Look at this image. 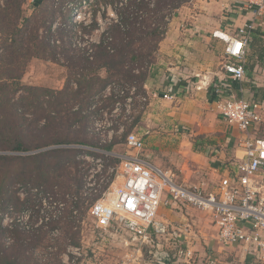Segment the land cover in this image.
<instances>
[{"label": "crops", "instance_id": "1", "mask_svg": "<svg viewBox=\"0 0 264 264\" xmlns=\"http://www.w3.org/2000/svg\"><path fill=\"white\" fill-rule=\"evenodd\" d=\"M245 5L241 0H191L183 4L168 21L165 36L158 44L157 64L145 85L150 117L144 122L160 130H153L145 137L146 146L139 154L163 168L164 157L175 162V152L186 153V159L176 165L184 173L203 175V182L208 186L202 188L207 191L217 190L230 169L231 174L236 170V164L245 156L243 141L247 134L264 139V4L250 9ZM230 8L232 12H228ZM251 20L255 28L247 47V76L231 81L238 98L252 99L260 105V120L245 133L221 118L208 83L218 79L222 71L221 54L226 48V43L213 32L222 30L234 34L239 26ZM180 81L187 83L177 85ZM170 88L178 89L175 101L162 97ZM166 105L171 109L163 110ZM187 132L194 138L188 143ZM185 144L191 150L185 149ZM192 207L169 201L159 207L157 215L158 220L183 231L181 246L192 251V256L184 260H190V264H255L253 246L223 244L218 239L213 217ZM176 241L172 236L155 238L152 249L159 255L169 254L171 260H179ZM150 258L144 260H153Z\"/></svg>", "mask_w": 264, "mask_h": 264}, {"label": "rangeland", "instance_id": "2", "mask_svg": "<svg viewBox=\"0 0 264 264\" xmlns=\"http://www.w3.org/2000/svg\"><path fill=\"white\" fill-rule=\"evenodd\" d=\"M241 1L245 2L247 4L245 6H248V8L253 6V3L250 0ZM33 2L34 0H28L24 5V11L26 14H31L34 11ZM104 2V0H100V3L96 4L94 0H82V4L78 5V9L75 10V15H73V22L75 21L77 23V29L82 30V32L80 33L78 31L77 36L70 39L66 37L62 40L58 55L60 59L58 62L36 57L32 58L25 73L21 77V82L32 85L39 84V86H47L55 89L64 88L70 74L68 66L73 65L74 67L72 70L76 71L78 66L82 67L84 64V54L82 53L83 51L79 49L81 47L92 46L95 51H98L97 46L100 43L101 35L110 28L109 25L115 20V18H118L117 10L109 5L106 6ZM227 3H229V1H227ZM236 3H238V1ZM228 12H232L231 8ZM165 13H167V11H165ZM63 17L66 16L63 14L59 15L60 19ZM81 22L83 26L81 25L80 27ZM153 26L154 24L150 25V28ZM148 30L149 27L147 24H144L141 31H139L135 37L138 39L145 37V31ZM108 31H110L111 35L114 34L113 30ZM1 42L2 40L0 37V43ZM140 44L144 48L142 49L144 53H152L148 59L139 61L135 64L136 69L133 71L134 74H139L142 71L150 72L157 64L158 49L156 52L153 51L154 42L151 41V43L147 44L137 43V48H140ZM221 55L220 66L222 67L226 56L225 53ZM97 73L102 77L108 75L105 68H100ZM201 77L203 78V75H201ZM99 81L100 80H97V82ZM139 85L140 84L137 80L129 81L126 78H113L109 80V86L113 88L112 91L115 94L113 99L109 98L111 95L109 91L110 89H105L104 92L107 95H104L103 98H98L91 106L88 105L86 97H81V100L73 105L71 108V114H75L74 116L76 119H67L65 121V126L62 128L68 143H63L61 144L63 146L60 147L77 148L84 150L86 153H84V156L80 155L75 157L77 162L66 165L63 164L59 168H56L57 170L53 171V173H49V176H53L51 177L52 182L42 185V187L47 188L48 192L53 196L59 200L67 202L66 214L63 219L64 221L58 223L52 221L50 225H48L52 228V226L57 224L56 226L59 228L60 233L54 235L53 232L50 231L37 232L35 229L30 230L29 228H25V226L22 227L20 223H17L13 227L10 226V224L7 225L5 223L4 216L7 213L13 214L15 212L19 213L23 211L20 208L24 207L28 200L26 203L22 202L27 199V196L34 195L32 190H34L33 188H36L34 186L35 183L31 179L28 181L25 179L22 184L13 185L12 189L17 190V195L20 197L21 202H11L8 210L0 208V223L4 230L0 234V260L4 261L0 264H116L129 257L140 260L141 264H150L152 260L144 259L151 257L150 259L155 260L153 254L150 253V248L154 251L152 246L150 247V245L148 246L146 243L141 244L139 241L134 240L132 234L121 226L114 224L111 227L102 228L97 225L88 208L90 207V200L96 196L94 193H92L93 195L89 197L88 201H84L80 206V218L72 217L75 222L69 219L71 205L75 200V197H84L82 191L85 190L90 170L94 167L92 159L87 158L86 154H88V151L96 153H89L90 155L88 156L90 157H102L103 164L106 166L109 164L120 163V157L115 154L137 153L136 150L130 149L125 142L126 138L124 137V133L127 129L130 132H136L139 130L138 127H142L139 132L143 135L144 140L147 135L153 133V130H160V127L153 125L149 126V124L146 125L144 122L147 120V117H150V115H148L149 101L140 102L138 95H142L143 92L139 91ZM122 89L125 90L124 94L121 93ZM26 93V91L20 90L14 95L13 99L18 101L19 97L26 95ZM84 94L85 93H83V95ZM129 96H133L132 101H129ZM175 100L177 99H174V101ZM12 109L13 108L11 107V109H7L0 113V118L4 119L2 123L5 125V129L3 130L5 136L1 140L2 143L5 141H11L18 135L16 132L17 127L23 130V132H21L23 138L29 140L30 133L26 135L25 132H30L32 126H34L33 121L38 119L42 114L41 108L32 107L28 111L27 120H24L22 119V113L20 111V114H18ZM165 109L169 110L171 108L166 105L163 106V110ZM95 110L101 111L102 115L99 116L96 114V116L93 114V111ZM139 115L140 120L135 125L136 127H133L135 118ZM92 118H95V122H92ZM40 120L42 122H40V125L45 124L44 121H42L44 120L43 117L42 119L39 118V121ZM21 121H23V125H21ZM73 121L76 122L72 123ZM14 123H16V125ZM29 123L30 126L27 127ZM69 124L72 126H69ZM7 137L9 139H7ZM186 138L187 143L188 140L194 139L188 134V132L186 133ZM113 141L115 143L112 151H109L111 153L106 152L108 150L105 149V144H110ZM53 145L54 144H51V146H45V148L43 146L39 150L33 149L28 152H11L10 150L4 152L28 155L51 147H59ZM186 148L191 150L192 147L185 144V149ZM142 151L143 150L139 153L141 154ZM175 156V162L164 157L165 164L163 165V168L165 170H172L179 183L199 188L208 186L203 182V175H200L199 173L193 174V172L184 173L183 170L176 165L179 161H184L186 159V153L175 152ZM116 181V183L120 182V177L117 178ZM26 183H28L27 186ZM79 200L83 201L82 198ZM36 203L35 200L31 203L32 207L29 208H36ZM194 209L199 211V209ZM69 245L82 247L83 255L74 263L73 260H67L66 258Z\"/></svg>", "mask_w": 264, "mask_h": 264}, {"label": "trees", "instance_id": "3", "mask_svg": "<svg viewBox=\"0 0 264 264\" xmlns=\"http://www.w3.org/2000/svg\"><path fill=\"white\" fill-rule=\"evenodd\" d=\"M27 1L0 0V37L2 40L0 43V113L12 107L14 112L22 113V119L27 120L28 111L32 107H37L42 110L39 118L43 117L42 121L45 124L40 125L41 120L35 119L30 132H25L26 135L30 133L29 140L23 138L21 133L23 130L17 127L18 135L11 141L2 143L1 140L5 136L3 134L5 125L2 123L4 119L0 118V208L4 210L10 208L11 202L20 201L17 190L12 189L13 185L22 184L25 179L26 181L31 179L36 188L48 192L47 188L42 185L52 182L51 177L53 176H49V173H53L63 164L77 162L75 160L77 156H84L86 153L84 150L60 147L63 146L61 144L68 143L62 127L65 126L67 119H76L75 114H71V108L81 100V97H86L88 105L91 106L98 98L107 95L104 91L109 86V80L113 78L137 80L140 84L139 91L146 94L145 85L148 84L150 72L142 71L134 74L133 71L136 69L135 64L148 59L152 52L144 53L143 46L140 44V48H137V43L147 44L152 41L154 42L153 51L156 52L159 42L165 36L169 19L189 0H104L106 6L109 5L117 10L118 19H115L108 29L113 30L114 34L111 35L108 30L103 32L97 46L98 51H95L92 46L79 49L83 51L84 64L82 67L78 66L76 71L72 70L73 65L68 66L69 77L64 88L60 89L39 86V84H24L21 82V77L32 58L58 62L62 40L66 37L70 39L77 36L78 31L82 32L77 29V23L72 20L73 11L82 4V0H34V11L32 10L31 14H26L24 11ZM94 1L96 4L100 3V0ZM61 14L66 17L60 19ZM144 24H147L149 30L145 31V37L138 39L135 35L141 31ZM152 24L154 26L150 28ZM81 25L82 22L80 27ZM100 68H105L108 73L106 77L97 73ZM97 80L100 81L97 82ZM186 83L180 81L177 85L182 86ZM20 90L26 91V95L19 97L18 101L14 100V95ZM110 94V97H107L113 99L114 92L111 91ZM93 114L102 115L98 110L93 111ZM94 119H91L92 122H95ZM139 120L140 115L135 118L133 127ZM20 123L23 125V121ZM29 126L30 123L27 127ZM69 126L72 125L69 124ZM129 133L127 129L124 137L126 138ZM114 143L113 141L105 144V149L112 151ZM51 144L59 147H46L48 149L28 155L4 152L6 150L28 152L33 149L39 150L43 146L44 148L51 146ZM87 153L96 154L90 151ZM96 196L90 200L89 206L98 198ZM89 197H76L69 212L71 213L73 207L79 210L82 203L88 201ZM80 198L83 201L79 200ZM35 200L36 197L33 194L27 196L25 202H22L27 203L20 209L25 210L32 207L31 203ZM70 213L69 219L74 221ZM65 214L55 222H63ZM56 225L52 228H57ZM3 231L0 223V234ZM43 231L47 230L40 229L37 232ZM3 261L0 260V263ZM160 263L164 262L160 260Z\"/></svg>", "mask_w": 264, "mask_h": 264}, {"label": "built area", "instance_id": "4", "mask_svg": "<svg viewBox=\"0 0 264 264\" xmlns=\"http://www.w3.org/2000/svg\"><path fill=\"white\" fill-rule=\"evenodd\" d=\"M250 1L253 6L262 7L264 4V0ZM77 9L78 7L75 10ZM254 28V20H251L239 26L234 34L222 30L213 32L215 37L226 43V59L218 79L208 83L215 94L221 118L230 125L238 126L245 133L260 120V105L252 99L238 98L233 92L231 81L243 80L247 76L245 68L247 47ZM107 89H110V93L113 90L110 86ZM124 92L122 89L121 93ZM178 95V89L173 91L170 88L163 92L162 97L174 100ZM138 98L140 102L148 101L146 94L138 95ZM128 99L132 101L133 96H129ZM125 142L137 153L115 154L120 157V163L106 166L102 157L92 155L90 157L88 156L90 154H86L87 158L94 162V167L90 170L82 194L98 195L89 210L99 227L108 228L117 224L130 232L134 240L152 247L155 238L172 236L177 240L175 246L180 259L171 260L169 254L159 255L151 250L150 253L155 260L150 264H190V260L184 259L191 257L192 251L181 246L183 231L157 219L159 207L163 203L182 202L206 211L213 217L218 228V239L223 244L244 243L253 246L256 251L255 264H264V139H254L247 134L243 141L244 158L236 164L233 175L230 169V173L222 179L215 191L181 184L176 180L172 170H165L142 157L139 152L146 144L138 132H130ZM119 177L121 181L116 183ZM33 189L36 208H27L19 213H7L4 216L5 223L12 227L20 223L22 227L30 230L44 229L58 235L59 228H51L48 225L63 217L67 202L57 199L50 192L40 191L39 188ZM71 215L80 218V212L75 207L71 210ZM82 255L81 246L69 245L67 260H73L74 263ZM165 258L169 259L168 262L164 260ZM160 260L164 263H160ZM116 264L141 263L140 260L129 257Z\"/></svg>", "mask_w": 264, "mask_h": 264}, {"label": "water", "instance_id": "5", "mask_svg": "<svg viewBox=\"0 0 264 264\" xmlns=\"http://www.w3.org/2000/svg\"><path fill=\"white\" fill-rule=\"evenodd\" d=\"M164 260H165L166 262H168L169 259L165 258Z\"/></svg>", "mask_w": 264, "mask_h": 264}]
</instances>
